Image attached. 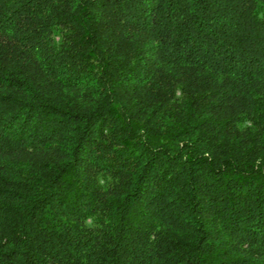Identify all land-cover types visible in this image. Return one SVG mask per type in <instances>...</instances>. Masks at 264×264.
I'll list each match as a JSON object with an SVG mask.
<instances>
[{"label":"trees","instance_id":"16d2710c","mask_svg":"<svg viewBox=\"0 0 264 264\" xmlns=\"http://www.w3.org/2000/svg\"><path fill=\"white\" fill-rule=\"evenodd\" d=\"M0 264H264V0H0Z\"/></svg>","mask_w":264,"mask_h":264}]
</instances>
